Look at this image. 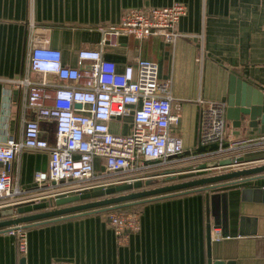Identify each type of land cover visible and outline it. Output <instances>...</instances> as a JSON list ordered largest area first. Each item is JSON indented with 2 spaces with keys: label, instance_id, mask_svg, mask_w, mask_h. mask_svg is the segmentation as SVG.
I'll return each instance as SVG.
<instances>
[{
  "label": "crops",
  "instance_id": "0c3cea01",
  "mask_svg": "<svg viewBox=\"0 0 264 264\" xmlns=\"http://www.w3.org/2000/svg\"><path fill=\"white\" fill-rule=\"evenodd\" d=\"M172 2L186 6L172 44L126 36L115 45L98 43L97 26L116 24L130 8ZM33 40L58 49L68 67H77L78 51L88 49L99 50L117 71L137 58L155 62L158 79L170 83L171 111L177 116L169 134L181 139L184 154L198 146L203 108L224 104L230 75L264 89V0H0V142L6 134L20 138L22 115L37 118L33 110H23L25 90L16 82L25 75ZM27 75L44 78L51 87L69 83L54 73ZM84 82L81 78L77 84ZM131 120L128 115L109 121L110 132H129ZM38 122L40 135L51 144L52 123ZM224 132L227 139L258 134L255 128L236 133L225 119ZM258 155L249 153L245 159ZM47 161V149H22L9 164L13 182L31 188L34 173L45 170ZM95 166L100 168L99 160ZM215 191L225 192V237L205 212V191L189 190L127 204L139 229L121 243L107 222L108 210L29 223L24 255L18 254L14 237L0 231V264H207L208 256L223 264H264V174L209 193Z\"/></svg>",
  "mask_w": 264,
  "mask_h": 264
},
{
  "label": "built area",
  "instance_id": "2783aa9c",
  "mask_svg": "<svg viewBox=\"0 0 264 264\" xmlns=\"http://www.w3.org/2000/svg\"><path fill=\"white\" fill-rule=\"evenodd\" d=\"M185 12L186 6L180 2L130 8L116 24L97 26L98 43L115 45L120 36H126L137 41L158 37L172 44L179 36L177 21ZM29 71L54 73L69 83L51 87L44 78L30 79ZM81 78L85 82L78 85ZM16 82L25 90L23 110H33L37 118L22 115L20 138L6 134L0 142V163L6 166H0V209L161 176L199 162L242 157L243 161L228 167L235 169L264 163V134L227 139L224 104L220 102L207 103L202 110L199 138L206 150L184 154L181 139L169 134L170 124L177 121L171 111L170 83L158 79L157 65L149 59L137 58L117 71L115 63L103 60L99 50L88 49L78 51L77 67H68L61 63L58 49L33 40L26 54L25 75ZM128 115L132 119L129 132L111 133L109 121ZM40 119L52 123L51 144L40 135ZM210 144L216 148L207 150ZM24 148L48 150L46 169L34 173L28 189L19 188L8 169ZM249 153L262 155L245 159ZM96 160L100 168H96ZM106 219L118 243L139 229L137 215L121 208L109 209ZM6 232L14 237L18 254L24 255L25 227L17 225Z\"/></svg>",
  "mask_w": 264,
  "mask_h": 264
},
{
  "label": "water",
  "instance_id": "95a60500",
  "mask_svg": "<svg viewBox=\"0 0 264 264\" xmlns=\"http://www.w3.org/2000/svg\"><path fill=\"white\" fill-rule=\"evenodd\" d=\"M79 107V104H75ZM224 119L231 123L236 133L248 128H255L258 134H264V89L247 83L234 75L229 76L227 95L224 102ZM216 145L210 144L207 150H214ZM206 147L198 140L193 153H201ZM188 154V153H186ZM243 161L242 157L224 158L207 162H199L195 167L185 166L164 172L161 176L136 179L107 187H94L89 191H80L70 195H57L52 200L42 198L38 202L26 201L14 207L0 209V231L29 223L56 219L59 217L83 213L86 211H102L118 209L121 203H133L142 199L167 196L171 193L189 190L205 191V212L212 217V225L220 228V235L227 236L225 230V192L209 193L211 189L252 179L264 174V163L227 170L216 174H208L210 169L228 168L235 162ZM159 184L145 188L150 184ZM215 200V201H214ZM209 222L206 223V240H209ZM207 264H223L207 258ZM225 264H232L227 262Z\"/></svg>",
  "mask_w": 264,
  "mask_h": 264
},
{
  "label": "rangeland",
  "instance_id": "374dc122",
  "mask_svg": "<svg viewBox=\"0 0 264 264\" xmlns=\"http://www.w3.org/2000/svg\"><path fill=\"white\" fill-rule=\"evenodd\" d=\"M186 153H193V151H191V152H190V151H186L185 154H186ZM245 165H246V164H245ZM157 167H158V166L154 167L155 171H157ZM239 167H240V166H239ZM241 167H242V166H241ZM152 168H153V167H152ZM234 169H235V167H233V168H222V167H219V168H216V169L209 170V171H208V174L211 175L212 173H213V174H216V173H220V172H223V171L234 170ZM153 185H155V183L150 184L149 186H147V188H148V187H152Z\"/></svg>",
  "mask_w": 264,
  "mask_h": 264
},
{
  "label": "trees",
  "instance_id": "16d2710c",
  "mask_svg": "<svg viewBox=\"0 0 264 264\" xmlns=\"http://www.w3.org/2000/svg\"><path fill=\"white\" fill-rule=\"evenodd\" d=\"M156 185H159V184H155V185H153V186H156ZM153 186H152V187H153ZM145 188H147V186H145ZM148 188H149V187H148ZM121 204H122V206L120 207L121 210L127 212L128 210L126 209V208H127L126 205L129 204V203H127V204H126V203H121Z\"/></svg>",
  "mask_w": 264,
  "mask_h": 264
}]
</instances>
